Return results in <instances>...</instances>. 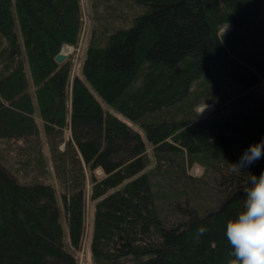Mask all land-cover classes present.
Here are the masks:
<instances>
[{
	"label": "trees",
	"instance_id": "obj_1",
	"mask_svg": "<svg viewBox=\"0 0 264 264\" xmlns=\"http://www.w3.org/2000/svg\"><path fill=\"white\" fill-rule=\"evenodd\" d=\"M134 1L77 67L55 57L80 47L83 0H0V264H80L87 200L93 264H227L226 223L264 171V154L231 171L264 139L263 0ZM45 143L60 192L38 179Z\"/></svg>",
	"mask_w": 264,
	"mask_h": 264
},
{
	"label": "rangeland",
	"instance_id": "obj_2",
	"mask_svg": "<svg viewBox=\"0 0 264 264\" xmlns=\"http://www.w3.org/2000/svg\"><path fill=\"white\" fill-rule=\"evenodd\" d=\"M133 6V8H132ZM135 6V8H134ZM83 7H84V13H85V18H86V30L84 33V36H82V41L80 44V47L75 51V48L69 45H66L65 51L64 53L67 54L68 56L73 54L74 52H76V65L77 67H79V65L83 62L84 56L86 54V47L88 46L89 42H90V36L92 31L96 28L97 23L100 21V18L104 19V20H113L114 18L119 17V13L124 14V16H128V18L131 20L134 17L142 14L145 12V10L147 9L146 5L143 4H139L137 2H135L134 0H83ZM261 14L264 15V0L263 3L261 5ZM114 12L118 13L115 14ZM115 15V16H114ZM117 20V19H115ZM120 21V20H119ZM123 23L120 21V23L116 22L114 24V26L118 27L121 26ZM128 27L131 25V21H129L126 24ZM103 27V26H101ZM229 27H225L223 29L224 30H229ZM264 89V87H263ZM103 106L104 108L108 109L109 105L106 102H103ZM205 107V108H204ZM204 108V109H203ZM203 109L202 112H199L202 115H207L208 113H210L213 110V107H206V106H202L198 109V111H201ZM66 135V139L70 138V131L67 130L65 132ZM43 138V136H42ZM21 145H23L24 143L20 140L18 141ZM7 142L6 141H1L0 142V148H5L6 147ZM9 146V145H8ZM17 146V145H16ZM60 149L63 150L64 149V144H62L60 146ZM23 150V152H22ZM29 150V149H28ZM28 150H26L25 148H20V147H16L13 148L11 150H3V154L5 156V158L9 161V162H13L15 165V169H22V165L26 163L28 157H29V153ZM44 153L47 155L48 159V163H47V171L45 172L44 175L39 174L38 179L40 181L46 182V183H50L51 185H53L55 188L58 189V191L60 192L62 190V183L63 180L65 179L64 176H60L59 172L56 169V165L55 162L53 161V159L51 158V152L49 150V148L46 146V143L44 144L43 147ZM5 151V152H4ZM33 151V150H32ZM32 155H35V152H32ZM35 171L33 172V177ZM98 176H103V173L101 170L97 171ZM201 174V170L200 168H196L193 172L194 176L200 175ZM20 177L23 180H28L26 175H23ZM67 177V176H66ZM31 181V180H30ZM28 181V182H30ZM26 182V181H25ZM177 184V181H175ZM90 185L88 183V189H89ZM60 203L61 199H60ZM92 216H93V210H92V204L89 203V201L87 200L86 202V227H85V239H84V243H83V253H82V257L80 264H93V261L91 258H89L88 256V260H86L87 256L85 255V252H87V249L89 248V238H90V230H91V224H92ZM64 227H65V233H66V237L68 236V230H67V224L64 221Z\"/></svg>",
	"mask_w": 264,
	"mask_h": 264
},
{
	"label": "clouds",
	"instance_id": "obj_3",
	"mask_svg": "<svg viewBox=\"0 0 264 264\" xmlns=\"http://www.w3.org/2000/svg\"><path fill=\"white\" fill-rule=\"evenodd\" d=\"M262 154L264 139L250 145L240 161L232 164L231 171L238 172L246 168ZM243 191L241 210L226 223L225 236L230 246L227 264H264V171L259 176L250 174L248 185ZM207 232L208 229L201 225L197 228L196 236H203Z\"/></svg>",
	"mask_w": 264,
	"mask_h": 264
},
{
	"label": "water",
	"instance_id": "obj_4",
	"mask_svg": "<svg viewBox=\"0 0 264 264\" xmlns=\"http://www.w3.org/2000/svg\"><path fill=\"white\" fill-rule=\"evenodd\" d=\"M68 58V55L63 53L62 51L55 57V61L57 63H62L64 60Z\"/></svg>",
	"mask_w": 264,
	"mask_h": 264
},
{
	"label": "built area",
	"instance_id": "obj_5",
	"mask_svg": "<svg viewBox=\"0 0 264 264\" xmlns=\"http://www.w3.org/2000/svg\"><path fill=\"white\" fill-rule=\"evenodd\" d=\"M65 48H66V47L63 48V52L65 51Z\"/></svg>",
	"mask_w": 264,
	"mask_h": 264
}]
</instances>
